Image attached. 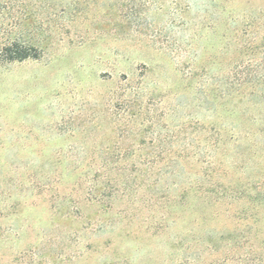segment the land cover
<instances>
[{
  "label": "rangeland",
  "instance_id": "rangeland-1",
  "mask_svg": "<svg viewBox=\"0 0 264 264\" xmlns=\"http://www.w3.org/2000/svg\"><path fill=\"white\" fill-rule=\"evenodd\" d=\"M247 73L264 0H0V264H264Z\"/></svg>",
  "mask_w": 264,
  "mask_h": 264
},
{
  "label": "trees",
  "instance_id": "trees-1",
  "mask_svg": "<svg viewBox=\"0 0 264 264\" xmlns=\"http://www.w3.org/2000/svg\"><path fill=\"white\" fill-rule=\"evenodd\" d=\"M9 49V48H6ZM33 48L31 47H20L18 49H15L14 53H9V60H22L24 58H28V57H37V54L35 52H31ZM249 73L243 75V76H234V80L232 82V84L234 85L235 88V92L237 93V95H239L240 99H244L246 98L248 102H250L252 105L255 106H260L261 108L264 109V74L261 76H256V75H248ZM246 87L249 86L251 89L250 91H248L247 93H240L239 89L241 87ZM243 94V96H242ZM156 160H160V159H156ZM142 165L148 166V167H152L155 163L154 160H150L149 158L147 159H142L140 162ZM150 171V170H148ZM98 178V177H97ZM107 178V177H106ZM97 180V179H96ZM113 180V179H111ZM105 182L109 183L110 179H106ZM113 192H110L107 195H103L102 193H100L99 195H96L97 193H94L93 195H91V192L88 193V195L91 198H95L96 196H98V198L103 201L102 203H108L109 199H111ZM169 193H164L162 194V196H160L159 198H167L169 197L168 195ZM109 204V203H108ZM107 204V205H108Z\"/></svg>",
  "mask_w": 264,
  "mask_h": 264
}]
</instances>
